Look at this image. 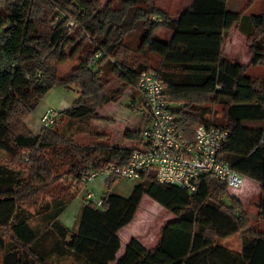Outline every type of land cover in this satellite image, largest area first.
I'll return each instance as SVG.
<instances>
[{
	"label": "trees",
	"instance_id": "16d2710c",
	"mask_svg": "<svg viewBox=\"0 0 264 264\" xmlns=\"http://www.w3.org/2000/svg\"><path fill=\"white\" fill-rule=\"evenodd\" d=\"M146 2L0 0V150L12 158L0 164L3 264H51L53 256L74 257L79 264H264V229L250 223L243 201L230 194L227 183L210 174L200 177L192 191L158 181L155 172L144 174L127 197L108 192L102 205L83 201L76 227L60 218L75 194L44 205L38 217L26 208L59 180L57 159L73 158L68 173L76 185L107 163H127L143 145L140 128L124 132L134 143L131 148L112 145L108 133L82 146L69 131H88L99 118L98 108L119 100L122 89L108 90L111 73L135 87L140 73L158 58L152 68L165 81L179 125L191 136L200 124L229 129L219 157L260 184L258 215L264 221V125L240 123L264 122V73L258 78L248 74L251 66H264V10L249 17L245 32L251 60L245 64L224 53L227 33L244 20L228 0H193L177 19L155 0ZM72 20L75 25L69 27ZM159 28L171 29L172 38L158 36ZM71 44H83L80 61L60 75L59 64L68 58ZM242 85L250 90L240 91ZM54 87L75 91L78 98L59 111L51 126L35 133L26 120ZM217 99L224 106L222 123L206 105ZM26 150L28 163L16 164ZM145 195L193 228L167 223L155 246L132 237L118 257L119 231L133 221ZM237 233L241 251L218 242Z\"/></svg>",
	"mask_w": 264,
	"mask_h": 264
},
{
	"label": "rangeland",
	"instance_id": "374dc122",
	"mask_svg": "<svg viewBox=\"0 0 264 264\" xmlns=\"http://www.w3.org/2000/svg\"><path fill=\"white\" fill-rule=\"evenodd\" d=\"M190 2L191 0H157L158 5L169 11L173 17L178 16V10H180L183 4H188ZM229 2L230 7L236 8L237 11L243 13L244 20H242L239 26H233L227 33L223 46L224 53L228 58L235 62H248L251 53L249 50V43L245 29H250V15L259 14L264 10V0H230ZM115 3L116 5L118 4L117 2ZM146 4V0H140V6H145ZM166 31L172 30L168 28H162L157 31V34L160 37L165 38ZM127 40L135 41L136 38L129 37ZM82 45L83 44H71L67 46L68 58L59 64L60 75H65L72 66L77 64L80 58L78 55L80 54ZM158 61V58H154L151 68H156ZM263 73V65L251 66L248 69V74L254 78L260 77ZM108 77L111 79L108 87L109 91L115 93L114 91L122 89V93L119 96L120 100L118 102L105 104L98 108L97 112L99 114L110 117L111 119H93L90 122V129L85 132H76L77 127L73 129L74 132L69 131V133H73L74 140L82 146H89L91 144L97 143L100 139L98 134L104 132L114 133V135H111V139L108 138V141L112 145L130 146L131 142L121 136L123 129L126 127L133 128L135 126L143 128L146 124V112L144 108L142 107L135 109L134 107L130 106L131 100L133 98L130 93L136 88L128 86L126 82L121 80L119 76L114 73H111ZM249 90L250 88L246 85L240 86V91ZM71 93L74 96L77 95L75 92ZM134 95H136L135 97L137 99L140 97L138 92H136ZM206 105L212 109L211 117H213L219 123L224 122V106L220 103L219 99L211 103L208 102ZM28 157H30V155L26 150L24 152L23 161L21 158L16 161V164H19L20 162L28 163V160L26 159ZM10 161H12V158L7 153L0 150V164H10ZM72 162L73 158L71 156L57 159V163H59V165L58 169H56V173L59 176V180L51 184L46 190L42 191L38 196L36 203H31L26 206V208L34 213L36 217L40 216L38 212L41 211L44 205L54 203L55 199L64 198L70 193L75 194L76 197L69 202L67 208L62 213L60 218L70 227H76L78 225L79 214L82 206V193L80 189L75 188L73 183L74 179L68 173ZM15 166L18 167V165ZM137 183L138 180L117 178L112 184H110L108 181H105L104 184H101L100 187L95 188V190L100 196H105L108 192H112L127 197L132 193ZM244 199L245 200H243V203L250 219V223L260 229H264V221L259 219L257 212L256 206L258 204V199L254 201H249V199L246 197ZM170 222H175L174 225L181 228H193V224L191 222L186 220H177V216L174 213L169 211L162 204L150 198L148 195H145L140 203L133 221L119 231L122 245L119 252L117 253V256L121 257L124 254L125 247L132 237L137 238L148 248L155 246L160 238L161 228ZM218 242L233 250H242L241 233L234 234L227 238H220L218 239ZM49 262L51 264H79L77 259L70 256L63 258L53 256ZM0 264H3V254L0 256Z\"/></svg>",
	"mask_w": 264,
	"mask_h": 264
},
{
	"label": "built area",
	"instance_id": "2783aa9c",
	"mask_svg": "<svg viewBox=\"0 0 264 264\" xmlns=\"http://www.w3.org/2000/svg\"><path fill=\"white\" fill-rule=\"evenodd\" d=\"M74 25L73 20L68 24L69 27ZM135 88L142 95L140 103L146 112V124L142 128L143 145L132 153L127 163H107L77 182L75 187L80 189L83 201L102 205L103 196L89 186L96 179L139 180L150 172H155L157 180L162 183L191 191L196 189L200 177L210 174L226 182L230 194L239 197L244 193L247 177L233 168L228 160L219 157L230 135L229 129L200 124L192 136L189 135L179 125L165 81L156 69L143 70ZM58 117V110L47 108L41 118L42 127L51 126Z\"/></svg>",
	"mask_w": 264,
	"mask_h": 264
},
{
	"label": "crops",
	"instance_id": "0c3cea01",
	"mask_svg": "<svg viewBox=\"0 0 264 264\" xmlns=\"http://www.w3.org/2000/svg\"><path fill=\"white\" fill-rule=\"evenodd\" d=\"M110 0H105V1H101L103 4H106L108 3ZM230 0H228V3H229V7H230ZM193 2V0H191L190 3L188 4H183L182 7L180 8V10H178L179 14L177 17H173L169 11H167L173 18H179L180 14L188 7L191 5V3ZM156 3H157V0H156ZM158 4V3H157ZM159 6V5H158ZM162 8V7H161ZM230 9L234 10V11H237L236 8H233V7H230ZM159 29H162V28H159ZM158 29V30H159ZM157 30V31H158ZM244 31V30H243ZM157 34V32H156ZM158 35V34H157ZM159 36V35H158ZM173 36V31H166L165 33V38L166 39H171ZM82 50V48H81ZM80 56L81 58V51H80V54L78 55ZM80 58H79V61H80ZM251 60V55H250V58L248 59V62H244L245 64H248ZM78 61V62H79ZM77 62V63H78ZM76 65V64H75ZM73 67V66H72ZM72 67L66 72L68 73ZM71 92H75V91H69V90H66L62 87H54L53 89H51L46 95L45 97L43 98L41 104L39 105V107L37 108V110L32 114L30 115L26 122L28 124V126L35 132V133H39L42 129V122H41V118H42V115L44 114V112L46 111L47 108H54L58 111H62L64 109H67L69 108L70 106H72L75 101L77 100L78 98V94L76 96H74ZM136 92L139 93L140 97L137 99L134 95ZM132 95V100H131V104L130 106L134 107L135 109L136 108H142V104L140 103V101L142 100V95L141 93L135 89L133 91H131L130 93ZM120 100V99H119ZM118 100V101H119ZM118 101H111V102H118ZM109 102V103H111ZM140 103L138 106H135L136 103ZM107 103V104H109ZM105 105V104H104ZM98 111V110H97ZM97 115L99 116L98 119H111L110 117H106L104 115H101L97 112ZM240 123L243 125V126H249V127H262L264 125V122L263 121H252V120H242L240 121ZM136 128H140L142 129L141 127H133V128H124L123 129V133L121 132V136L123 138H125L124 136V132L125 130L127 129H136ZM104 132V131H103ZM104 133H108L109 134V139H111V135L114 133H109V132H104ZM125 139H128V138H125ZM130 142H131V145L130 146H124V145H117V146H123V147H127V148H131L134 143L131 139H128ZM142 146V145H141ZM99 180V181H98ZM105 181L103 179H96L94 182H92L89 186L91 188H99L101 184H104ZM248 198L249 201H254L256 199H258V204H257V212L259 213V210H258V205L260 203V200H261V197H262V191H261V187H260V184L255 181L254 179H251L249 177H247V181H246V185H245V190H244V193L243 195L239 196V198L243 201L245 200L244 198ZM81 202H83V200L81 199ZM245 202V201H244Z\"/></svg>",
	"mask_w": 264,
	"mask_h": 264
},
{
	"label": "water",
	"instance_id": "95a60500",
	"mask_svg": "<svg viewBox=\"0 0 264 264\" xmlns=\"http://www.w3.org/2000/svg\"><path fill=\"white\" fill-rule=\"evenodd\" d=\"M3 12H4V14H7L6 11L3 10Z\"/></svg>",
	"mask_w": 264,
	"mask_h": 264
}]
</instances>
